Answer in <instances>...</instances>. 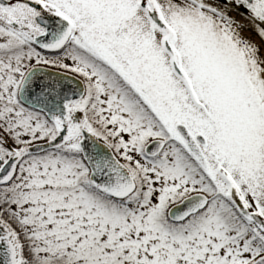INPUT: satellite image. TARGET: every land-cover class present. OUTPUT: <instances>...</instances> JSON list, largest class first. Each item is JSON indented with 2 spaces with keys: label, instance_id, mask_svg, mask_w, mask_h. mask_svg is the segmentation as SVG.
<instances>
[{
  "label": "snow or ice",
  "instance_id": "1",
  "mask_svg": "<svg viewBox=\"0 0 264 264\" xmlns=\"http://www.w3.org/2000/svg\"><path fill=\"white\" fill-rule=\"evenodd\" d=\"M0 264H264V0H0Z\"/></svg>",
  "mask_w": 264,
  "mask_h": 264
}]
</instances>
